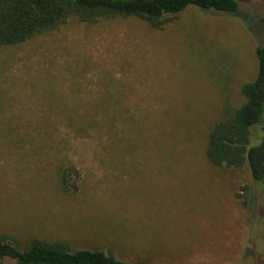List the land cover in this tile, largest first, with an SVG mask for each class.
Wrapping results in <instances>:
<instances>
[{
  "label": "rangeland",
  "instance_id": "374dc122",
  "mask_svg": "<svg viewBox=\"0 0 264 264\" xmlns=\"http://www.w3.org/2000/svg\"><path fill=\"white\" fill-rule=\"evenodd\" d=\"M240 7L255 34L188 6L160 28L70 18L1 47L0 233L133 264H264V182L204 154L256 72L261 0ZM262 140L254 125L250 143ZM66 163L78 174L63 182Z\"/></svg>",
  "mask_w": 264,
  "mask_h": 264
},
{
  "label": "trees",
  "instance_id": "16d2710c",
  "mask_svg": "<svg viewBox=\"0 0 264 264\" xmlns=\"http://www.w3.org/2000/svg\"><path fill=\"white\" fill-rule=\"evenodd\" d=\"M249 0H0V48L20 44L31 37L58 28L68 19L96 22L112 17H135L154 28L162 27L172 16L195 6L200 10L222 11L239 17L252 34L249 13L240 3ZM259 22L264 26V0ZM257 39V38H256ZM256 72L240 84L242 101L224 111L206 132L204 154L217 166L249 168L252 180L264 182V140L250 143L254 125L264 126V39L254 47ZM74 165L66 163L60 170L63 182ZM246 189L247 186H242ZM5 257L16 264H133L96 247L73 248L63 239L33 236L25 242L0 233V264Z\"/></svg>",
  "mask_w": 264,
  "mask_h": 264
}]
</instances>
